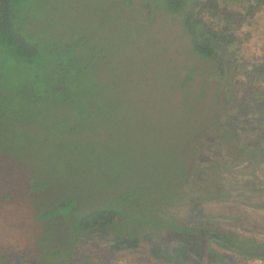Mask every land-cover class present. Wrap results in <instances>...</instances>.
Here are the masks:
<instances>
[{"label":"rangeland","instance_id":"obj_1","mask_svg":"<svg viewBox=\"0 0 264 264\" xmlns=\"http://www.w3.org/2000/svg\"><path fill=\"white\" fill-rule=\"evenodd\" d=\"M225 1L220 0L232 15H239L242 4ZM14 11L20 32L38 47L40 56L29 66L15 62L8 51L0 52V243L37 242L43 262L55 248L64 253L61 257L71 250L73 264H172L154 255L155 248L163 246L162 236L120 248L110 232L76 234L75 222L80 212L119 205L127 191L137 193L135 206L122 204L130 216L157 208L190 159L180 198L166 206V212L222 233L237 230L264 246V150L259 149L264 122L230 123L243 109L227 100L228 80L216 96L217 79L206 83L200 75L210 70L207 63L173 55L157 31L143 29L128 36L117 9L104 0H21ZM223 18L232 23L237 19ZM241 31L243 54L264 62V11ZM78 39H84L85 46L65 53ZM60 54L80 61L66 79L72 86L71 103L36 95L56 83ZM184 64L197 69L188 85ZM200 92L207 95L201 98ZM186 108L209 116L210 126H204L198 142H189V137L205 122L199 119L191 127ZM180 117L185 126L177 134ZM241 144L250 148L253 159L227 158L225 152ZM203 157L210 161H200ZM207 180L219 183L222 196L217 197ZM33 185L39 190H31ZM61 201L74 204L44 223L35 221L38 212ZM115 230L133 232L135 225L128 221ZM197 240L189 246L199 244L203 258L216 262L213 251L207 253ZM178 254L184 259L183 249ZM225 256L229 264H264L235 252ZM61 257L54 264L68 263ZM0 264L35 263L0 258Z\"/></svg>","mask_w":264,"mask_h":264},{"label":"trees","instance_id":"obj_2","mask_svg":"<svg viewBox=\"0 0 264 264\" xmlns=\"http://www.w3.org/2000/svg\"><path fill=\"white\" fill-rule=\"evenodd\" d=\"M19 1L21 0H0V52L8 51L15 56V62H25L32 66L40 54L38 47L28 41L27 37L20 32V28L17 26L14 5ZM104 1L106 6L117 9L120 22L130 32L128 36L132 37L143 29L157 31L163 37L164 46L166 44L165 49H171L173 55L177 54L180 57L183 55L191 56L207 63L210 70H205L200 75L203 79H206V83H208V80L217 79L216 89L213 92L216 96L225 88L224 82L228 80L230 89L227 91L229 93L227 100L230 101L231 105L243 109L238 112V114L242 112L241 116L230 117V123L234 125L237 120L244 119L252 121L258 119L260 122H264V62L248 59L243 54V46L246 41L243 39L241 31V27L244 24L247 22L252 24L257 16L264 11V0H235L238 4H242L241 11L236 16L232 15L227 7L225 8L222 5L220 0ZM225 2L228 3V0ZM224 16L237 19L233 20L232 23L225 20ZM126 19H129L130 22H124ZM28 39L30 40V38ZM126 39L128 40L127 37ZM82 46H85L84 39H78L65 49V53L71 55L81 49ZM118 47L121 46L119 45ZM94 50L98 52L100 48L95 46ZM78 62L80 61L67 60L66 54H60L57 58L59 73L56 83L44 94H36L38 98H58L63 99L66 103H71L72 86L66 82V79H69L74 66ZM212 66H214L213 69ZM193 69H195V73ZM82 70L83 67L81 68ZM181 70L186 71V85H188L189 80L197 75V69L187 64H184ZM254 82L259 85L255 86ZM204 95H207V92L199 93L201 98ZM186 109L191 127L193 123H199V119L205 122L203 126L194 131V134L189 137V142H198L197 137L201 134L204 126H210L209 116L198 115V113L192 112V108L191 110L190 108ZM183 112L180 111L181 114ZM216 118L218 117L216 116ZM184 126L185 124L180 117L175 122V132L179 134ZM259 149L264 150V145ZM249 151L250 148L241 144L237 145L236 149L225 152L227 155H224L234 162L250 161L253 158L250 155L248 156ZM204 159H206L205 162L210 161L209 158H199L200 161ZM189 160L186 162L182 176L180 175L181 178L176 179L166 199L160 202L157 208L152 206L150 207L151 209L143 210L138 213L136 218L133 215L130 216L124 211L125 206L123 205L135 206L134 200L137 193L127 191L119 197V205L100 206L80 212L81 214L79 213L75 222L76 234L95 230L105 234L110 232L114 236L115 243L121 245L120 248H122V245L127 246L134 242L161 239L160 237L162 236L163 246L155 248L161 252L158 257L174 264H214L203 258L204 254L202 249L199 248V244L193 250L189 246L197 239L203 242V247L207 249V253H212L213 251L210 249L211 243L218 244L229 250L237 249L236 235L202 227L197 222L199 220L177 219L166 212V206L172 205L176 202V199L180 198L181 183L189 167ZM214 166L218 167L217 164H214ZM207 183L215 189L217 197L222 196V188L219 187L218 182L215 186L212 180H207ZM39 188L33 185L31 190L36 191ZM73 204L74 201L67 203L61 201L46 210L38 212L35 221L44 223L53 215L70 210ZM128 221L135 225L133 232L115 230V228ZM30 238L32 239L33 237ZM33 240L35 241L34 238ZM171 242H177L178 244L171 245L169 244ZM181 249L185 251L184 259L178 254ZM63 254L61 250L53 248L49 261L43 262V250L39 248L37 242L34 243L32 241L28 244L23 239H17L0 243L1 259L14 258L22 263L30 261V263L35 264H54V260L60 258ZM66 254L65 257L61 258L67 259V264L76 263L72 258L71 250ZM154 254L157 255L155 252ZM213 255L216 258V262L220 261L221 264H227L226 259L221 254L213 251Z\"/></svg>","mask_w":264,"mask_h":264},{"label":"flooded vegetation","instance_id":"obj_3","mask_svg":"<svg viewBox=\"0 0 264 264\" xmlns=\"http://www.w3.org/2000/svg\"><path fill=\"white\" fill-rule=\"evenodd\" d=\"M236 237H237L236 245L238 247L236 253H238L240 255H243L245 257L255 258V259H258V260H261V261L264 262V260H262L261 258L251 257V256H248V255L245 254V253H248V252H264V246L263 245H260V244H258L256 242H251L250 240L240 239V237L237 236V235H236ZM241 248H243V249H241ZM225 249H227V248H225ZM192 250H193V248H192ZM231 251H233V250H231ZM154 252L157 254V255L154 254L155 257L157 258V260H161L158 257V256L161 255V252L159 250L154 251ZM218 263L221 264L220 261ZM172 264H174V263H172Z\"/></svg>","mask_w":264,"mask_h":264},{"label":"crops","instance_id":"obj_4","mask_svg":"<svg viewBox=\"0 0 264 264\" xmlns=\"http://www.w3.org/2000/svg\"><path fill=\"white\" fill-rule=\"evenodd\" d=\"M258 221H262V220H258ZM264 226V225H263ZM220 232V231H219ZM224 233V232H223ZM225 234H233V235H239V237H240V239H243V240H246V238H244L245 236H242L241 235V233L239 232V231H237V230H234V231H228V232H225ZM253 241V240H252ZM255 242V241H254ZM213 243H211V245H212ZM210 245V246H211ZM215 245H212L211 246V248L213 247V251H215V252H217L218 254H221L223 257H224V259H226V261H227V264H229L228 263V260H227V258H226V256L225 255H227L228 253H230V252H237V249H235V250H233V251H231V250H228V249H225L224 247H222V246H219L218 244L216 245V248L214 247ZM217 248H220V250H216ZM205 261V260H204ZM214 262V261H213ZM217 262H219V261H217ZM214 264H215V262H214ZM218 264H220V263H218Z\"/></svg>","mask_w":264,"mask_h":264},{"label":"water","instance_id":"obj_5","mask_svg":"<svg viewBox=\"0 0 264 264\" xmlns=\"http://www.w3.org/2000/svg\"><path fill=\"white\" fill-rule=\"evenodd\" d=\"M245 254L251 257L261 258L262 260H264V252H248Z\"/></svg>","mask_w":264,"mask_h":264}]
</instances>
